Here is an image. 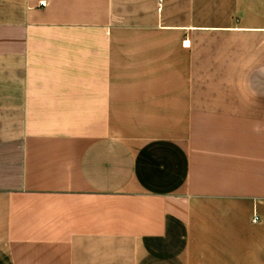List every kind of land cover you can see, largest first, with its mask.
<instances>
[{"label": "crops", "instance_id": "obj_1", "mask_svg": "<svg viewBox=\"0 0 264 264\" xmlns=\"http://www.w3.org/2000/svg\"><path fill=\"white\" fill-rule=\"evenodd\" d=\"M0 264H264V0H0Z\"/></svg>", "mask_w": 264, "mask_h": 264}, {"label": "built area", "instance_id": "obj_2", "mask_svg": "<svg viewBox=\"0 0 264 264\" xmlns=\"http://www.w3.org/2000/svg\"><path fill=\"white\" fill-rule=\"evenodd\" d=\"M46 4H47V3H46L45 1H42V2H41V5H44V6H45ZM257 220H258V218L256 217V218H255V221H257Z\"/></svg>", "mask_w": 264, "mask_h": 264}]
</instances>
